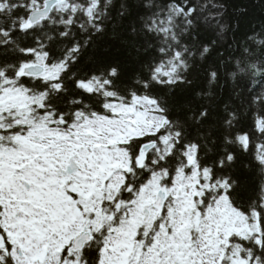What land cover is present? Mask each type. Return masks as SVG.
<instances>
[{"label":"snow or ice","instance_id":"1","mask_svg":"<svg viewBox=\"0 0 264 264\" xmlns=\"http://www.w3.org/2000/svg\"><path fill=\"white\" fill-rule=\"evenodd\" d=\"M207 7L0 0V264H264V0Z\"/></svg>","mask_w":264,"mask_h":264},{"label":"trees","instance_id":"2","mask_svg":"<svg viewBox=\"0 0 264 264\" xmlns=\"http://www.w3.org/2000/svg\"><path fill=\"white\" fill-rule=\"evenodd\" d=\"M221 2L222 0H196V3L200 5L209 6L204 11L205 16H211L214 13V10L210 7V5ZM250 2L251 4H256L257 0H250ZM229 12H231V8H229ZM261 15H262L261 10L259 8H254L251 13V23L245 26V30H247V28L252 27L253 25H255L258 28L259 24L262 22L260 19ZM212 23H214V21ZM200 29L206 40H211L216 38L215 33L212 31L211 24L203 23V17L201 18ZM213 56H215V52H213Z\"/></svg>","mask_w":264,"mask_h":264}]
</instances>
